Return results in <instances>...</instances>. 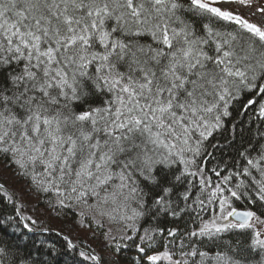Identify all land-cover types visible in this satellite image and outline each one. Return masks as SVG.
I'll use <instances>...</instances> for the list:
<instances>
[{
    "label": "snow or ice",
    "instance_id": "snow-or-ice-1",
    "mask_svg": "<svg viewBox=\"0 0 264 264\" xmlns=\"http://www.w3.org/2000/svg\"><path fill=\"white\" fill-rule=\"evenodd\" d=\"M0 264H264V0H0Z\"/></svg>",
    "mask_w": 264,
    "mask_h": 264
},
{
    "label": "trees",
    "instance_id": "trees-1",
    "mask_svg": "<svg viewBox=\"0 0 264 264\" xmlns=\"http://www.w3.org/2000/svg\"><path fill=\"white\" fill-rule=\"evenodd\" d=\"M216 139H218V140H220V142H221V144L223 145V143H224V139H223V137L222 136H217V138ZM213 142H215V141H213ZM231 150H226L225 151V153L223 154V159L224 160H227L228 158H229V152H230ZM216 156H217V158L219 159L220 158V156H221V153L220 152H217L216 153ZM217 161H213L212 163H209V168H211L212 166H213V163H216ZM239 207H243L242 205H239ZM51 223V226L52 227H59L60 226V224L58 223V222H56V221H51L50 222Z\"/></svg>",
    "mask_w": 264,
    "mask_h": 264
},
{
    "label": "rangeland",
    "instance_id": "rangeland-1",
    "mask_svg": "<svg viewBox=\"0 0 264 264\" xmlns=\"http://www.w3.org/2000/svg\"><path fill=\"white\" fill-rule=\"evenodd\" d=\"M232 7H233V8H237L238 6H236V5H233Z\"/></svg>",
    "mask_w": 264,
    "mask_h": 264
}]
</instances>
